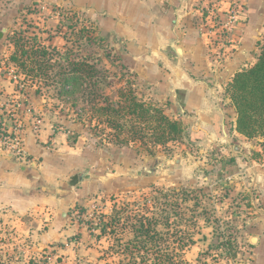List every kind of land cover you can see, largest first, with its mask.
I'll return each instance as SVG.
<instances>
[{"label": "crops", "instance_id": "0c3cea01", "mask_svg": "<svg viewBox=\"0 0 264 264\" xmlns=\"http://www.w3.org/2000/svg\"><path fill=\"white\" fill-rule=\"evenodd\" d=\"M14 1L20 16L34 19L40 31L46 29L45 16L54 29L60 18L84 20L103 44L121 56L132 73L136 95L151 94L153 103L181 123L184 140L196 144L198 154L208 156L207 147L218 146L224 156L234 155L238 161L242 157V169L231 176L242 177V191L248 187L253 205L247 209L255 214L244 220L235 256L220 263L264 264V152L256 142L259 136L255 140L237 132L236 112L226 93L234 74L252 65L259 54L264 0ZM52 34L41 45L63 47L65 40L56 31ZM20 73L30 78L23 70ZM17 76L12 78L23 80ZM29 84L35 86L36 78ZM32 87L16 86L0 74V126L5 133L17 127L21 138L14 154L13 145L0 135V223L18 222L26 236H35V250L65 249L67 261L78 257L74 264H97L96 249L89 245L97 234H87L73 219L74 212L71 216L68 212L88 194L92 183L95 187L111 171L118 173L121 147L108 154L100 147L82 146L74 124L48 114L52 107L42 104V96ZM251 150L262 161L248 156ZM73 175H78V182L71 187ZM75 232L76 242L70 240Z\"/></svg>", "mask_w": 264, "mask_h": 264}, {"label": "rangeland", "instance_id": "374dc122", "mask_svg": "<svg viewBox=\"0 0 264 264\" xmlns=\"http://www.w3.org/2000/svg\"><path fill=\"white\" fill-rule=\"evenodd\" d=\"M18 7L14 0H0V31L5 29L0 38V74L10 77L16 86L32 87L29 83L36 78L32 88L42 96V104L52 107L48 114L72 122L82 146L100 147L108 154L121 147L118 173L111 175V171L95 187L92 183L88 194L68 212L70 216L74 212L73 219L87 234H97V240L89 243L96 249L93 260L100 264H222L227 256H235L242 242L239 237L244 220L255 214V210L247 209L253 205L248 187L242 191V177L231 176L232 171L242 169V157L238 161L234 155L224 156L217 151L218 146L207 147L208 156L206 152L198 154L197 145L186 143L183 134L161 146L144 144L150 133L143 130L142 119L126 117L123 112H96L99 105L116 106V102L125 100L117 96L119 90L134 88L132 73L126 70L121 56L103 44L84 20L60 18L54 29L49 26L50 17L45 16L46 29L40 31L33 25L34 19L20 16ZM61 25L65 26L64 33ZM53 31L65 40L63 47L41 45ZM42 48L45 54H41ZM21 51L25 52L23 57ZM12 55L18 56L22 67L9 60ZM77 61L93 65L91 77L79 71L80 84L66 89L75 91L59 97L63 79L74 74L72 64ZM22 70L30 78L23 77ZM17 75L23 80L12 78ZM134 89L136 92L137 87ZM110 118L122 126L124 136L138 139L124 148L112 144L113 132L119 131L108 126L105 120ZM1 128L2 136L5 131ZM258 138L256 142L264 152V136ZM3 142L13 145L12 152L18 153L20 135L14 143ZM247 155L262 161L253 150ZM182 157L185 162L181 163ZM17 223H0V264L76 262L78 257L65 260L69 257L65 249L35 250V236H26ZM78 235H70V240L76 242ZM57 245L64 247L62 243Z\"/></svg>", "mask_w": 264, "mask_h": 264}, {"label": "trees", "instance_id": "16d2710c", "mask_svg": "<svg viewBox=\"0 0 264 264\" xmlns=\"http://www.w3.org/2000/svg\"><path fill=\"white\" fill-rule=\"evenodd\" d=\"M24 53V51H21L20 56L23 57ZM41 54H45V49L42 48ZM18 59L15 55L10 57L11 61L22 67L23 62ZM62 59L68 61V57ZM72 65L74 74H70V76L63 79L62 87L57 92L59 97L75 91L74 88L70 91L66 89L80 84L82 77L77 74L79 71H86L91 77L92 64L86 61H77L73 62ZM226 93L229 95L236 112L237 132L246 138L264 136V37L259 46V54L255 62L234 74L227 85ZM117 96L125 100L116 102V106L107 103L99 105L94 110L101 114H120V112H123L126 117L142 119V123H144L142 126L143 130L147 129L150 133L147 140L143 141L144 144L149 143L152 146H161L168 142L176 141L183 134L181 123L168 117L161 106L153 103L150 99L151 94L144 98H139L133 88H129L126 91L119 90ZM105 121L108 126L119 131L113 132L111 136L112 144L128 146L135 142L134 139H138L137 136L131 137L130 134L124 136L125 133L122 126L115 123L113 119L110 118ZM133 133L136 134L134 131ZM133 133L131 131L132 135Z\"/></svg>", "mask_w": 264, "mask_h": 264}, {"label": "built area", "instance_id": "2783aa9c", "mask_svg": "<svg viewBox=\"0 0 264 264\" xmlns=\"http://www.w3.org/2000/svg\"><path fill=\"white\" fill-rule=\"evenodd\" d=\"M16 129H17V127H14V128L11 129L10 132H7L4 135H2L1 138L3 139V141H7L8 140L11 143H14L15 141H17L19 132Z\"/></svg>", "mask_w": 264, "mask_h": 264}, {"label": "water", "instance_id": "95a60500", "mask_svg": "<svg viewBox=\"0 0 264 264\" xmlns=\"http://www.w3.org/2000/svg\"><path fill=\"white\" fill-rule=\"evenodd\" d=\"M4 30H1L0 31V38L2 36V33H3ZM78 182V175H73L71 178H70V181L68 182V184L71 186V187H74L76 185V183Z\"/></svg>", "mask_w": 264, "mask_h": 264}]
</instances>
